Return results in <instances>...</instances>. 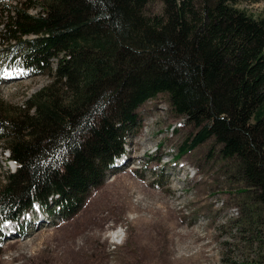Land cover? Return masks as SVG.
Listing matches in <instances>:
<instances>
[{
    "label": "trees",
    "instance_id": "1",
    "mask_svg": "<svg viewBox=\"0 0 264 264\" xmlns=\"http://www.w3.org/2000/svg\"><path fill=\"white\" fill-rule=\"evenodd\" d=\"M150 1L0 6V76L16 67L51 81L24 108L0 100V143L17 165L0 181V230L35 204L76 215L125 155L137 109L161 93L195 130L177 156L214 139L264 208V17L237 9L243 0H159L151 16Z\"/></svg>",
    "mask_w": 264,
    "mask_h": 264
},
{
    "label": "rangeland",
    "instance_id": "2",
    "mask_svg": "<svg viewBox=\"0 0 264 264\" xmlns=\"http://www.w3.org/2000/svg\"><path fill=\"white\" fill-rule=\"evenodd\" d=\"M16 1L0 0V6ZM235 7L264 17V0ZM146 13L160 15L162 3L150 1ZM50 82L25 69L5 71L0 100L24 108ZM136 114L138 129L125 155L77 214L63 220L32 208L13 233L2 227L0 264H264V208L237 162L224 160L214 139L177 156L195 130L165 93ZM6 152L0 143V181L14 168ZM116 230L121 236L112 243Z\"/></svg>",
    "mask_w": 264,
    "mask_h": 264
},
{
    "label": "bare ground",
    "instance_id": "3",
    "mask_svg": "<svg viewBox=\"0 0 264 264\" xmlns=\"http://www.w3.org/2000/svg\"><path fill=\"white\" fill-rule=\"evenodd\" d=\"M13 167H14V168H13L12 172H14V171L16 170L17 165L14 163V164H13ZM95 235H96V234H95ZM120 236H121L120 230H116L115 232L113 231V236L111 237V239H113V240H112V243L115 242L114 239L119 240ZM121 238H122V237H121ZM117 242H118V241H117Z\"/></svg>",
    "mask_w": 264,
    "mask_h": 264
}]
</instances>
